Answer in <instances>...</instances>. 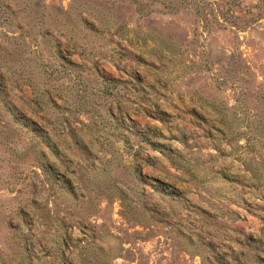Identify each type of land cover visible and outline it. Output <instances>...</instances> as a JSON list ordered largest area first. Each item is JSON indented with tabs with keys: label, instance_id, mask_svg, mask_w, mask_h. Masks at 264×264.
<instances>
[{
	"label": "rangeland",
	"instance_id": "rangeland-1",
	"mask_svg": "<svg viewBox=\"0 0 264 264\" xmlns=\"http://www.w3.org/2000/svg\"><path fill=\"white\" fill-rule=\"evenodd\" d=\"M256 190L264 0H0V264H264Z\"/></svg>",
	"mask_w": 264,
	"mask_h": 264
},
{
	"label": "crops",
	"instance_id": "crops-1",
	"mask_svg": "<svg viewBox=\"0 0 264 264\" xmlns=\"http://www.w3.org/2000/svg\"><path fill=\"white\" fill-rule=\"evenodd\" d=\"M87 129H90V126L87 127ZM248 181H250L251 186H254V182L252 180H248ZM253 189H255V188L253 187ZM255 192H258V193H256L257 197H259L261 202L264 203V193L263 192L261 193L258 190H256ZM261 208H262V206H261ZM262 212H264V211H262ZM252 241H253V243H252L251 247H249L247 243L243 244V247H246L247 252L250 253V256L252 257L251 259L253 261L259 262V263H264V227L262 228V230L259 229L257 238H255V241L252 239Z\"/></svg>",
	"mask_w": 264,
	"mask_h": 264
}]
</instances>
